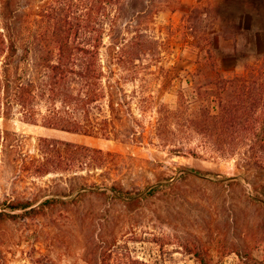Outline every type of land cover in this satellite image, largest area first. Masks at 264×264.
Listing matches in <instances>:
<instances>
[{"label": "rangeland", "instance_id": "374dc122", "mask_svg": "<svg viewBox=\"0 0 264 264\" xmlns=\"http://www.w3.org/2000/svg\"><path fill=\"white\" fill-rule=\"evenodd\" d=\"M190 16L202 36L213 32V85L204 79L210 68L196 70L200 50ZM154 32L160 53L145 61L149 92L175 108L177 89L198 86L185 118L204 116L211 96L219 119L226 98L233 126L223 131L218 124L213 132L227 136L217 147L236 151L193 156L50 129L19 115L0 118L20 144L0 150V212L16 214L0 219V264H264V0H173ZM244 136L252 139L242 142ZM41 137L119 155H96L103 165L29 175L13 158L38 155ZM64 156L69 162V152ZM27 200L36 213L10 207Z\"/></svg>", "mask_w": 264, "mask_h": 264}, {"label": "trees", "instance_id": "16d2710c", "mask_svg": "<svg viewBox=\"0 0 264 264\" xmlns=\"http://www.w3.org/2000/svg\"><path fill=\"white\" fill-rule=\"evenodd\" d=\"M20 1L0 0V118L19 115L26 123L50 129L169 147L170 152L193 156L203 151L223 157L236 151L230 146L217 147L227 136L213 132L218 124L223 131L233 126L226 98H221L219 119L212 113L211 96L205 98L204 116L185 118L187 97L197 99L198 86L191 93L177 89L175 108L148 90L150 72H144L149 68L145 61L160 53V41L154 34L156 19L173 0H39V4L28 0L32 3L26 5ZM190 17L189 34L200 50L196 70L210 68L204 79L213 85L217 79L212 71L218 73L213 32L202 36L195 16ZM128 84L133 88H127ZM11 135L15 137L9 141ZM16 136L0 127V150L6 143L19 147ZM192 139H197L195 147L188 145ZM38 151V155L19 154L13 161H22L29 175L42 176L65 165L72 169L103 165L104 160L96 155H119L43 137ZM32 206L30 200L10 204L13 210L24 209L25 215L36 213L38 209ZM14 215L0 212V219Z\"/></svg>", "mask_w": 264, "mask_h": 264}]
</instances>
